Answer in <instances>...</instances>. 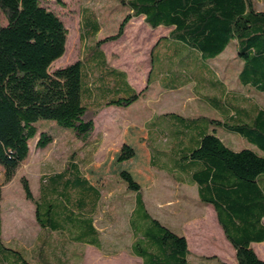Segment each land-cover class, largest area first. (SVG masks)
Here are the masks:
<instances>
[{
	"label": "trees",
	"instance_id": "1",
	"mask_svg": "<svg viewBox=\"0 0 264 264\" xmlns=\"http://www.w3.org/2000/svg\"><path fill=\"white\" fill-rule=\"evenodd\" d=\"M122 4L130 12L116 34L95 40L94 45H86L80 59L51 70L66 51L69 30L63 19L42 0H0V11L7 19L6 25L0 23V171L5 181L16 175L27 158L32 139L42 148L55 140L38 129L40 119L72 127L78 138L86 139L94 129L93 120L84 118L88 110L105 105L125 107L146 96L148 87L138 92L127 85L123 72L107 62L101 49L103 43L123 34L132 16L145 15L152 27L174 26L170 37L186 42L189 52L205 59L216 57L235 41L236 55L243 62L240 83L264 91V11L257 9L254 0H122ZM86 9L80 31L83 42L101 29L94 12L86 14ZM244 102L222 103L230 109L221 120L170 114L166 134L183 142L174 144L181 150L168 162L198 185L202 201L215 206L225 235L236 249L238 264H264L251 246L264 241V154L251 148L234 150L215 132L203 128L205 122L209 126L222 123L264 153V108L247 112ZM82 163L69 158L65 171L41 185L39 200H34L29 181L22 178L25 195L35 201L42 227L77 226L83 231L81 238L97 233L89 217L79 218L82 212L93 213L102 195L101 187L90 185L81 174ZM120 177L136 193L132 224L139 238L135 250L145 258L152 259L154 254V264H190L185 236L148 213L141 202V185L129 171L122 170ZM1 202L0 189V235ZM18 254L19 260L10 264H35L22 252Z\"/></svg>",
	"mask_w": 264,
	"mask_h": 264
},
{
	"label": "crops",
	"instance_id": "2",
	"mask_svg": "<svg viewBox=\"0 0 264 264\" xmlns=\"http://www.w3.org/2000/svg\"><path fill=\"white\" fill-rule=\"evenodd\" d=\"M254 2L258 10L264 11V8L260 6L263 2L262 0H254ZM133 18H139L149 28L151 33L157 34L160 31H165L160 34L163 35L161 36L162 38H158L160 36L158 35L149 46V63L148 68L142 70L145 72L142 83L137 84L133 80L131 72L124 66L114 65L110 62L109 55L103 47L106 42L101 45V49L107 62L123 72L126 83L131 88L139 92L145 85L149 84L147 94L129 106L105 105L97 111L88 110L84 118L88 120L91 119L90 115L100 116L107 112L108 109L136 112L138 116L141 111L150 110L151 108L153 110L152 113L149 111L150 113L142 121H139L141 123H135L136 121H133L135 119L131 121L136 125L139 124L144 130L142 141L140 143L136 142L134 147L143 154V157L147 158L148 167L154 174L151 182L154 183L156 181L155 172H159L170 177L181 190L191 187L194 188L196 190V197L188 198L187 195V198H183L182 196H186V194H180V196L174 195L173 199L163 203L165 210L163 217H161L159 213L152 211L149 207L145 198V188L141 186L142 205L150 215L160 220L176 233L185 236L190 251V264H198L199 262L203 264H238L236 249L225 235L224 229L219 222L215 206L202 201L199 198L198 185L194 181H191L190 177L182 173L179 169L174 168L175 165H173L172 161L168 162L169 158L172 160L175 157V152L181 150V148L176 150L174 144L183 141L166 134V128L168 127L167 121L170 120V114H178L187 119L202 117L221 120L225 118V114L230 109L229 107L222 106V103H229V101L232 104L237 102L242 104L246 103L244 101L247 100V106L245 105L247 112L264 108V91L257 89L251 84L243 85L240 83L239 73L242 69L243 62L236 55L237 45L235 41L229 44L230 46L233 43V47L230 49L231 53L227 50L228 46L225 51L216 57L205 59L196 52H189V46L186 42L178 41L170 37V32L174 26L161 24L157 27H152L145 21V15H138ZM79 31H81V24ZM80 41L81 43L83 42L81 36ZM86 45L92 46L94 45V41L91 42L90 39H87L86 42H83V53L87 48ZM158 96L159 98H156ZM169 99L175 100L177 107L172 106L173 108H166L164 105ZM159 102L163 104L160 103L159 109H157L156 104ZM140 103L142 106L137 108ZM136 109L138 110L136 111ZM232 114L233 111L228 116ZM205 123L203 128L209 132H215L217 135L219 129L237 133L226 128L222 123L210 126ZM87 139H85L86 142L91 146L90 156H80L79 154H74V151L69 155L62 167L51 168L48 171L44 170L39 176L37 196L34 200H39L40 196H43V190L41 189L43 183H47L55 175L67 169L69 158L73 157L75 160L78 158V160H83L80 168L81 174L90 185L101 187L102 195L94 212L89 213V216L87 214L91 210H88L87 213H85L86 211L82 212L84 214H79V218L83 220L89 217L92 221L91 226L97 233L92 237L81 238L83 231L76 225V228L73 225H69L61 230H51L48 227H42L36 218V203L34 201V219L39 226V230L36 234L34 244L30 248L13 240H5V224L3 215L1 214L0 264H4L5 262L3 261H8V264H10L15 258L19 260L20 256L18 252H22L27 259L35 264H39L44 260L47 264H154V254L151 255L152 259L150 257L145 258L134 248L139 238V235L135 231L136 226L132 224V212L137 210L136 193L130 191L120 177L122 170L129 169L130 172H134V166L122 169L115 178L103 177L95 179V177H90L87 173V168L93 164L94 155L101 144L100 142L103 140V136L99 133L93 140L94 142L91 140L88 141ZM33 140L36 146V139ZM55 140L57 139L55 138ZM242 148H251L260 154H264L254 143L247 147L232 149L240 150ZM135 163L142 167V169H145V164L143 167L140 161H136ZM140 179L142 180V178ZM140 179L136 181L141 183ZM117 184L124 186V190L119 192L115 197L124 200L125 194H128L131 199L132 208L128 219L130 231L129 242H123L118 237L103 239L100 229L97 226V218L101 216L103 194L105 193L112 197L117 190ZM111 205L109 204L108 207ZM186 207L191 209H184ZM107 215L112 219L113 211L110 212L108 210ZM262 222L264 223V217ZM255 243L252 242L251 246L259 255ZM148 254L150 256V253ZM207 256L214 257L205 259Z\"/></svg>",
	"mask_w": 264,
	"mask_h": 264
},
{
	"label": "rangeland",
	"instance_id": "3",
	"mask_svg": "<svg viewBox=\"0 0 264 264\" xmlns=\"http://www.w3.org/2000/svg\"><path fill=\"white\" fill-rule=\"evenodd\" d=\"M260 5L264 8V0ZM42 4L54 10L65 22L69 34L67 38L66 51L62 57L57 59L51 65V70L64 67L73 63L82 57L83 42L80 41L79 27L83 10L87 8L86 14L94 12L95 18L101 27L96 36L89 37L90 41L99 38L114 35L117 33L120 23L130 12L129 7L122 4V0H42ZM92 17V15H91ZM132 18L126 24L123 34L114 40H109L104 44V48L109 55V60L114 65H122L127 68L133 80L137 84L142 83L145 70L148 68L149 46L158 35L151 33L149 28L142 23L139 18ZM0 23L7 24V19L0 11ZM92 27V26H90ZM93 30V29H92ZM160 35L158 38H162ZM233 47V43L228 47V51ZM228 53V54H229ZM149 84L143 87L147 88ZM190 90V89H189ZM188 90V91H189ZM187 91V92H188ZM156 98H159L156 97ZM156 108L159 109V105ZM176 101L167 100L164 106L166 108L176 106ZM163 104V103H162ZM140 103L137 108H140ZM173 108V107H172ZM138 109H136L137 111ZM152 109L141 111L137 116L136 112H130L120 109H108L107 112L97 115H90L94 122V129L87 137L88 141H93L99 133L103 140L94 155V162L87 168L90 177L115 178L122 169L134 166V172H130L135 180L142 178L141 186L145 188V198L152 211L159 213L161 217L164 214L163 203L173 199L174 195L186 194L183 198H195L196 190L194 188H179L176 183L167 175L155 172L156 181L153 183V173L148 167L147 158L135 149L134 144L142 141L144 135L143 129L135 123H141ZM134 125V126H133ZM39 130H45L53 135L57 140L50 143L45 148H37L34 140L30 141V152L27 158L21 163L16 175L10 180L5 181V175L0 173V189L2 191L1 209L4 219V238L13 240L30 248L34 244L36 234L39 230L34 217L35 203L26 197L22 185V178H26L31 187L34 198L37 196L38 180L44 170L51 168H60L74 151V154L80 156H90V144L84 138H78L72 127H64L56 121L40 119L37 122ZM218 135L232 148H241L250 146L252 143L238 133L228 132L219 129ZM94 142V141H93ZM79 159V158H78ZM140 161L145 169L138 166L135 162ZM140 164V165H141ZM140 172V173H139ZM124 190V186L117 184V190L112 195L103 194L101 216L97 218V226L100 229L102 238H116L129 242V214L131 211V199L125 194L124 200L115 197ZM121 200V201H120ZM111 205L108 207V205ZM189 210L191 208H184ZM108 210L113 211L112 219L107 215ZM156 216V214H154ZM256 249L259 256L264 259V242H256ZM210 257V256H207ZM214 257V256H211Z\"/></svg>",
	"mask_w": 264,
	"mask_h": 264
},
{
	"label": "built area",
	"instance_id": "4",
	"mask_svg": "<svg viewBox=\"0 0 264 264\" xmlns=\"http://www.w3.org/2000/svg\"><path fill=\"white\" fill-rule=\"evenodd\" d=\"M0 173H1V171H0Z\"/></svg>",
	"mask_w": 264,
	"mask_h": 264
}]
</instances>
